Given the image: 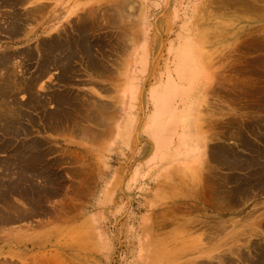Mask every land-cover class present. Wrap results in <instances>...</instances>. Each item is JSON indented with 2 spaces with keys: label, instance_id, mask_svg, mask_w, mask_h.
Instances as JSON below:
<instances>
[{
  "label": "rangeland",
  "instance_id": "374dc122",
  "mask_svg": "<svg viewBox=\"0 0 264 264\" xmlns=\"http://www.w3.org/2000/svg\"><path fill=\"white\" fill-rule=\"evenodd\" d=\"M59 1L0 0V264H264V0ZM185 103L203 150L161 158Z\"/></svg>",
  "mask_w": 264,
  "mask_h": 264
},
{
  "label": "bare ground",
  "instance_id": "6f19581e",
  "mask_svg": "<svg viewBox=\"0 0 264 264\" xmlns=\"http://www.w3.org/2000/svg\"><path fill=\"white\" fill-rule=\"evenodd\" d=\"M2 1V0H1ZM13 1V0H11ZM249 1V0H248ZM12 4V2H10ZM251 4V3H250ZM259 9V8H258ZM260 14V13H259ZM264 32V31H263ZM77 33V32H76ZM84 36V35H83ZM188 49V48H187ZM59 50V49H58ZM77 50V49H76ZM55 57V56H54ZM180 57H181V62H180V69L178 70L179 72V76H186V75H189L190 76V72L188 74H183V70L186 69V67L188 68V65L185 64V66L183 67V59L185 58V52L184 51H181V54H180ZM189 58L190 57V54L188 56ZM186 61H188L187 59H185ZM192 60V59H191ZM191 60L189 61V64L191 62ZM2 61V60H1ZM199 66V67H198ZM197 66V71H198V79H199V82H203L204 80V72L202 69V67L200 66V64H198ZM201 71H202V74H201ZM199 74H201V78L199 76ZM188 76V77H189ZM9 86V85H8ZM168 86V85H167ZM7 87V86H6ZM176 87V86H175ZM172 89V88H170ZM179 89V88H178ZM182 91H187V87L186 86H182ZM1 93V92H0ZM2 95V94H1ZM0 95V96H1ZM174 97V89L173 90H169V92H164L162 94V100H164L166 102V104L168 103V101H170L172 98ZM201 98V97H200ZM183 99L185 100L186 97H183ZM161 100V101H162ZM188 100V99H187ZM186 100V101H187ZM195 107L196 104H195ZM179 111L178 113L176 112H173L171 115H169V117H166V116H157L155 117L154 119V123L151 121V118H150V122L148 123V125L146 126V129L151 132V135L153 133V136H154V140L156 141V154L163 158V157H171V158H177V159H182L184 160L183 162H185V159L189 156V155H193V154H196L197 152L203 150V147H201V141H200V138L197 136V133L196 134H189L188 132H186L184 129H182V127L185 125V123H188L190 122V126L191 127H194L192 122H193V112L191 114V116L189 115V112H188V103H185V104H182L181 107H179ZM193 109V108H192ZM168 110V113H169V110H170V107H168V109L166 108V112ZM195 111V110H194ZM167 113V114H168ZM12 117V116H11ZM189 120V121H188ZM163 121V122H162ZM151 122L154 124L155 126V129H151ZM162 122V124H161ZM9 123V122H8ZM10 124V123H9ZM166 124H168V126L166 127ZM186 126V125H185ZM166 130L169 134L166 135L163 134L161 136V132L163 130ZM155 130V132H154ZM263 130V129H262ZM256 133V132H254ZM174 134V136H173ZM260 134V132H259ZM176 135V136H175ZM261 135V134H260ZM259 135V136H260ZM257 140V139H256ZM258 141V140H257ZM173 144L175 147H173ZM27 146V145H26ZM236 146V145H235ZM259 147V146H258ZM225 148V147H224ZM238 148V147H237ZM240 149V148H239ZM251 150V149H250ZM22 152V151H21ZM252 152V151H251ZM258 152V151H257ZM222 154V153H221ZM163 157H162V156ZM255 155V154H254ZM263 155V154H262ZM23 156V155H22ZM218 156V155H217ZM222 156V155H221ZM227 156V155H226ZM27 157V156H26ZM237 157V156H236ZM251 157V156H250ZM197 159H200L199 161H201V164L203 163V158L204 156H199V157H196ZM243 158V157H242ZM258 158V157H257ZM260 158V157H259ZM263 158V156L261 157ZM260 158V159H261ZM190 159V158H189ZM232 159V158H231ZM192 160V159H191ZM205 160V159H204ZM190 161V160H189ZM198 161V162H199ZM175 162V161H174ZM235 162V161H234ZM237 162V161H236ZM228 163V162H227ZM195 165V164H194ZM233 169H231L232 171ZM235 170V169H234ZM248 170V169H247ZM23 172V171H22ZM25 172V171H24ZM233 172H236V171H233ZM242 172V171H241ZM20 173V172H19ZM240 173V172H239ZM246 176V175H245ZM23 178V177H22ZM200 178V177H199ZM211 178V177H210ZM198 179V178H197ZM201 179V178H200ZM194 181V179H193ZM250 181V180H249ZM197 182V180H196ZM188 183H192V180L188 181ZM246 184V183H245ZM208 185V184H207ZM194 186V185H193ZM201 186V185H200ZM231 186V185H230ZM197 187V185L195 186V188ZM202 187V186H201ZM204 190V188H203ZM206 190V189H205ZM214 190V189H213ZM253 190V189H252ZM193 191H194V187H193ZM208 191V190H207ZM234 191V190H233ZM199 192V190L197 191ZM213 192V191H212ZM215 193V191H214ZM202 195V194H201ZM238 195V194H237ZM221 196V195H220ZM242 197V196H241ZM53 233V232H51ZM200 238V237H199ZM198 238V239H199ZM199 245V244H198ZM262 262V261H261Z\"/></svg>",
  "mask_w": 264,
  "mask_h": 264
},
{
  "label": "crops",
  "instance_id": "0c3cea01",
  "mask_svg": "<svg viewBox=\"0 0 264 264\" xmlns=\"http://www.w3.org/2000/svg\"><path fill=\"white\" fill-rule=\"evenodd\" d=\"M66 0H61L59 1L60 6L57 7V3H55V5L52 6L51 11L49 12V20L51 21V24L54 23L56 20H62V22L68 21L76 16L79 15V13H81L82 11L86 10L87 8L92 6V1L93 0H77L75 2H73L72 4H65ZM57 2V1H56ZM55 20V21H54ZM56 24L58 22H55ZM60 23V21H59ZM58 23V24H59ZM54 25L52 27L51 33H54L57 30L58 24ZM123 110V116L121 118L120 116V146L122 145V139L124 138V134H125V129H124V125L126 123L127 120V116L130 115V108H125L122 109ZM127 111V112H125ZM133 114V113H132ZM150 141L151 138L149 137ZM148 140V139H146ZM149 141V140H148ZM26 225H28V223H26L25 221H21L19 223H14L11 228L13 232H23L25 231V227ZM31 252L28 254L29 256H34L35 254H38L40 252L39 249H34L33 246L31 247H27ZM15 251L13 247L11 248H6L5 251ZM12 264L13 262L10 261Z\"/></svg>",
  "mask_w": 264,
  "mask_h": 264
}]
</instances>
